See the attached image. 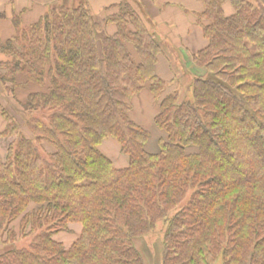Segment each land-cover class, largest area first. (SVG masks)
I'll use <instances>...</instances> for the list:
<instances>
[{
  "label": "trees",
  "instance_id": "1",
  "mask_svg": "<svg viewBox=\"0 0 264 264\" xmlns=\"http://www.w3.org/2000/svg\"><path fill=\"white\" fill-rule=\"evenodd\" d=\"M196 1L197 50L134 0L30 24L0 10V264H147L136 241L158 221L159 264H264V0ZM109 137L126 167L100 151Z\"/></svg>",
  "mask_w": 264,
  "mask_h": 264
},
{
  "label": "crops",
  "instance_id": "2",
  "mask_svg": "<svg viewBox=\"0 0 264 264\" xmlns=\"http://www.w3.org/2000/svg\"><path fill=\"white\" fill-rule=\"evenodd\" d=\"M80 0H0V10L3 8L7 11V15L11 16L12 12L22 11L23 24H30L38 19V17L47 9L53 6L76 5ZM86 1L92 11L96 12L108 6L109 4L119 2L121 0H81ZM144 5L156 6L157 12L153 14L157 19L158 24H165L168 33H163V37L171 46L177 44L187 35L189 31L192 34V21L194 17L191 13L186 12L183 7L190 10H200L201 3L196 0H138ZM154 9V8H153ZM152 15V14H151ZM160 22V23H159ZM165 22V23H164ZM168 25V26H167ZM161 32V31H160ZM162 33V32H161ZM196 31L194 32V34ZM13 34V27L8 18L0 20V36L5 39ZM195 46L197 48L202 43L201 37L195 36ZM183 45V44H182ZM184 46V45H183ZM192 49V46H188ZM100 151L106 155L116 168H123L128 165V156L122 154L119 143L114 138H106L99 145Z\"/></svg>",
  "mask_w": 264,
  "mask_h": 264
},
{
  "label": "rangeland",
  "instance_id": "3",
  "mask_svg": "<svg viewBox=\"0 0 264 264\" xmlns=\"http://www.w3.org/2000/svg\"><path fill=\"white\" fill-rule=\"evenodd\" d=\"M134 2L140 7V9L146 15V17L149 18L150 21L152 22L151 28L155 32L157 37L162 38L164 35L163 33H168L169 29H167L166 25H159L156 20L157 18L155 17L156 15L155 16L153 15L155 14V12H157L156 6L144 5L143 3H140L138 0H134ZM195 31L196 33L194 34ZM198 35L202 36L201 31L199 27L194 25V27L192 28V34H189L185 38L182 39V44L184 45V47L188 48V46H192V49L190 50L199 49L201 45H203V42L200 43V45H198L197 48H193V46H195V40H196L195 36H198ZM136 103L138 104L136 105V110L134 111L136 120L148 126L152 118L151 113H153L155 110L154 109V107L156 106L155 101L148 93L145 92L140 95ZM8 104H9V107L11 108L10 110L14 111L15 114H17L16 112L17 106H15L14 103L11 101H9ZM154 138L155 137L153 136L152 140ZM6 139L7 138H5V140ZM1 141L2 140H0V160L4 158V154H5L4 146L1 145ZM152 143L154 144V140ZM13 226L14 228H18L17 227L18 222H15ZM70 226H71L70 230L62 231L55 235V238L57 240L62 241L64 245L66 246H68L70 243H72L77 238L79 231H80V226L78 223H73ZM164 227H165L164 222L158 221L156 226L153 228V230L147 233L143 238L136 241V245L140 249V251L143 253V256L147 264H159L160 263V249H161V242L163 238ZM28 241H29L28 237H20L18 240L14 242L13 245H15L16 247H23L27 245ZM217 264H220V260L217 261Z\"/></svg>",
  "mask_w": 264,
  "mask_h": 264
}]
</instances>
